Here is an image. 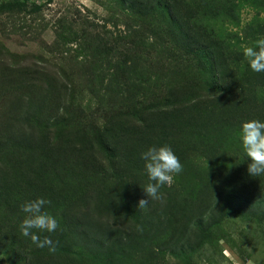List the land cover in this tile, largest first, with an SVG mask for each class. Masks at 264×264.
Instances as JSON below:
<instances>
[{"label": "rangeland", "instance_id": "1", "mask_svg": "<svg viewBox=\"0 0 264 264\" xmlns=\"http://www.w3.org/2000/svg\"><path fill=\"white\" fill-rule=\"evenodd\" d=\"M263 3L0 0V264H264V176L238 137L264 94L220 96L248 68L233 46L264 35ZM161 144L184 170L141 209L140 154ZM37 197L55 253L19 231Z\"/></svg>", "mask_w": 264, "mask_h": 264}, {"label": "clouds", "instance_id": "2", "mask_svg": "<svg viewBox=\"0 0 264 264\" xmlns=\"http://www.w3.org/2000/svg\"><path fill=\"white\" fill-rule=\"evenodd\" d=\"M242 55L252 72L264 74V35L255 39L251 45L244 46ZM238 137L240 147L246 157L245 161L248 162V175L253 178L264 176V120L242 121ZM140 159L143 161L144 173L148 182L142 188L147 199H141L138 207L142 209L150 201H158L161 206H165L167 201L160 189L165 185L172 186L175 178L182 174L183 164L168 144L148 147L140 154ZM48 204L50 201L42 197L24 202L20 210L25 215L19 224V231L36 247H47L50 253H55L56 243L48 236L41 239L39 235L44 232L53 233L59 227L57 219L43 210Z\"/></svg>", "mask_w": 264, "mask_h": 264}, {"label": "trees", "instance_id": "3", "mask_svg": "<svg viewBox=\"0 0 264 264\" xmlns=\"http://www.w3.org/2000/svg\"><path fill=\"white\" fill-rule=\"evenodd\" d=\"M190 44H191V46H193V43H190ZM219 48L225 49L222 46H220ZM233 49H232V53H233V58L232 59L233 60H238L237 57H241V58L243 57L242 51H239V54H238L237 46H233ZM221 56L223 58V55H221ZM224 61H226V59H224ZM226 71L228 73H230V74L227 75L228 78H230V79L232 78L233 79L235 77L233 75V73L228 68H226ZM226 71H225V74H226ZM238 79H235V81L228 82L223 77L222 80H221L222 81V86L220 87V91H221L220 96L223 97L224 94H228V93H231L232 95H235V96L236 95L247 96L250 93V91H251L252 97L255 96V92H259L260 91V92H262L264 94V74L254 73L249 68H247V70ZM227 101H229V100H227V98H222L221 99V103L223 104L222 106L226 107V108H223V109H228V110H224L225 112L223 111L221 114L216 115V116H219V118H215V120L217 121L215 123L216 126H217L216 129L222 130L224 132L229 131L230 128L232 129L233 127L238 126V123L235 120V117L237 115L235 113L236 110H237V106H235L236 104H234V103L228 105L229 102H227ZM227 117H229L228 120H227ZM160 120H161V118H158V122H162V124L166 123L167 120H168V117L166 116L161 121ZM155 126L156 125L148 126L147 130L150 132V130H154ZM107 241L110 242V243H113L112 238H108Z\"/></svg>", "mask_w": 264, "mask_h": 264}]
</instances>
